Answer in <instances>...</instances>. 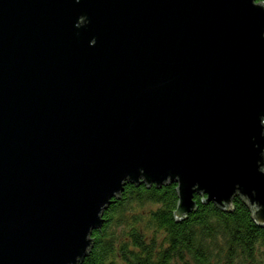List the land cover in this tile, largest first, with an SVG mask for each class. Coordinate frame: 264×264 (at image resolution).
Returning a JSON list of instances; mask_svg holds the SVG:
<instances>
[{"label":"water","instance_id":"water-1","mask_svg":"<svg viewBox=\"0 0 264 264\" xmlns=\"http://www.w3.org/2000/svg\"><path fill=\"white\" fill-rule=\"evenodd\" d=\"M262 32L255 0H0V264H78L127 183L264 228Z\"/></svg>","mask_w":264,"mask_h":264},{"label":"trees","instance_id":"trees-1","mask_svg":"<svg viewBox=\"0 0 264 264\" xmlns=\"http://www.w3.org/2000/svg\"><path fill=\"white\" fill-rule=\"evenodd\" d=\"M176 188L127 183L104 212L103 224L92 232L88 254L78 264H264V228L240 196L232 198L231 210L195 196V210L176 220ZM148 205L154 209L146 211Z\"/></svg>","mask_w":264,"mask_h":264},{"label":"rangeland","instance_id":"rangeland-1","mask_svg":"<svg viewBox=\"0 0 264 264\" xmlns=\"http://www.w3.org/2000/svg\"><path fill=\"white\" fill-rule=\"evenodd\" d=\"M149 209H154V207H153L152 205H148V206L145 208L146 211H148ZM134 212H135V213H141V210H140V209H136V210H134ZM127 217H131L130 214H127ZM140 227H142V226H140ZM120 230H121V229H119L118 231H120ZM145 232H146V234L149 235V236L152 234L151 230L149 231L148 229L145 230ZM161 237H162V234H160L159 239H161ZM119 264H122V263L119 262ZM174 264H181V263H180V262H175ZM191 264H193V263H191Z\"/></svg>","mask_w":264,"mask_h":264},{"label":"clouds","instance_id":"clouds-1","mask_svg":"<svg viewBox=\"0 0 264 264\" xmlns=\"http://www.w3.org/2000/svg\"><path fill=\"white\" fill-rule=\"evenodd\" d=\"M80 18H81V17H80ZM80 18H79V20H80ZM79 20H78V21H79ZM80 25H81V24L78 23L77 26H80ZM261 35L264 36V32H262ZM92 43H95V41L93 40Z\"/></svg>","mask_w":264,"mask_h":264}]
</instances>
